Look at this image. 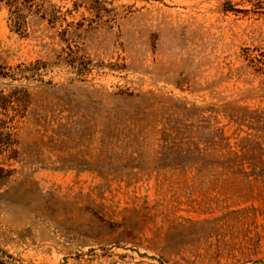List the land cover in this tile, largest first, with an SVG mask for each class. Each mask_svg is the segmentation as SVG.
<instances>
[{"label": "rangeland", "instance_id": "1", "mask_svg": "<svg viewBox=\"0 0 264 264\" xmlns=\"http://www.w3.org/2000/svg\"><path fill=\"white\" fill-rule=\"evenodd\" d=\"M236 104L264 0H0V264H264Z\"/></svg>", "mask_w": 264, "mask_h": 264}, {"label": "trees", "instance_id": "2", "mask_svg": "<svg viewBox=\"0 0 264 264\" xmlns=\"http://www.w3.org/2000/svg\"><path fill=\"white\" fill-rule=\"evenodd\" d=\"M224 112V114L231 120H235L236 123L240 125H245L246 127H248V129L253 130L255 134L252 136V139H264V113L259 112V109H250L247 105L245 106L236 104L232 106L231 111ZM240 139H246V137L244 136ZM232 153L237 156V152L233 151ZM249 155V150L243 149L242 156L238 155L243 160H240V162L237 164L242 165V163L246 162L249 165V168L255 171L256 169H258L256 164L258 163L261 167L262 163L258 162L259 159H256L254 162L248 157Z\"/></svg>", "mask_w": 264, "mask_h": 264}]
</instances>
